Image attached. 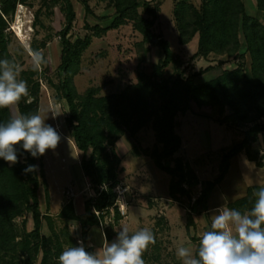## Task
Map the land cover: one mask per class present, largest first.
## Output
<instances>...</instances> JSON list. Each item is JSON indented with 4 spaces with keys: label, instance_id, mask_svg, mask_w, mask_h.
Returning <instances> with one entry per match:
<instances>
[{
    "label": "rangeland",
    "instance_id": "rangeland-1",
    "mask_svg": "<svg viewBox=\"0 0 264 264\" xmlns=\"http://www.w3.org/2000/svg\"><path fill=\"white\" fill-rule=\"evenodd\" d=\"M194 1L196 5L200 4V0ZM173 2L174 0H161L154 25V29L160 31L170 42L177 58L175 62H180L179 66L172 62L165 67L164 77L172 79L180 73L185 77L200 68L213 65L195 77L196 82H203L225 68H234L238 61H242L239 54L244 57V71L246 74L249 72L250 57L244 51V41L235 51L236 55L233 52L220 57L210 53L207 56L191 57L197 47V35L185 44L179 42L173 18ZM245 2L248 11L262 20V11L257 10L254 0ZM21 3L25 7L24 30L30 48L32 45L31 49L42 50L44 53L46 63L42 72L33 71L28 54L29 44L23 43L13 27L14 16ZM61 3L62 0H17V9L5 14L8 50L13 60L22 68L19 79L27 81V101L32 100L34 93L37 95L36 113L44 117L45 123L51 125L61 137L55 150H48L45 155L38 157L40 160L36 175L39 180L37 193L41 212L40 234L51 236L53 246L58 244V239L62 246L61 252L66 247L78 246L80 243L86 251L96 252L102 247L105 238L109 242L116 240L121 227H128L130 233L149 228L156 243L150 244L144 251L145 264H182L176 250L181 246L191 247L195 254L202 233L211 229L212 215L217 209L223 206L230 209L229 204L247 194L248 187L252 190L254 206L257 199L255 193L264 186V131L259 132L249 146L231 158L223 179L205 200L190 211L193 200L204 185L218 175L222 154L243 138L248 126L264 121V112L252 106L247 116L242 117L243 109L240 108L239 112L233 114V106L229 103L200 107L193 100H190L189 107L179 110L175 116L174 130L180 135L182 143L164 162L172 165L175 159L182 160L187 170L184 185L189 188L191 198L182 196L173 199L168 190L172 176L155 164L150 153L154 148H162L155 126V111L161 112L162 98L157 93H150L145 100L142 125L134 133L123 129L115 139H104L107 148L114 149L120 157L117 181L112 186L114 204L104 210V216L99 217L98 224L87 227L85 241L80 221L70 216L71 208L67 205L66 215L61 212L70 200L72 211L85 216L84 201L97 196V190L92 187L81 163L83 155L88 156L91 148L84 153L77 147L73 129L65 120L69 105L61 89V80L65 75L59 69L63 54L59 31L63 19L59 10ZM72 3L75 15L70 39L73 41L77 37L83 38L85 34L91 36L90 43L79 55L78 67L72 76L77 100L90 88H95L97 96L119 92L137 81L138 72L149 73L152 64L162 57L161 46L142 42V34L134 28L132 20L106 31L100 30V35L95 33L97 30L93 25L97 23L105 26L114 14V7L108 0H72ZM138 10L143 12L142 6ZM240 37L242 39L243 36ZM10 107L13 115H20L17 105ZM53 114L60 115L54 117ZM97 115L101 119L104 114L99 110ZM136 115L133 113L131 120H128V115L125 116L129 127H135ZM112 117L114 119L116 115ZM104 132L108 133L105 126ZM107 184L105 182L101 187H106ZM95 213L101 214L98 210ZM23 220L27 230L31 229L33 220L29 210L16 217L19 241L27 238L22 227ZM29 240L30 246H34L36 238L29 236ZM40 257L41 250L38 247L36 253L31 254L33 264H38Z\"/></svg>",
    "mask_w": 264,
    "mask_h": 264
},
{
    "label": "trees",
    "instance_id": "trees-1",
    "mask_svg": "<svg viewBox=\"0 0 264 264\" xmlns=\"http://www.w3.org/2000/svg\"><path fill=\"white\" fill-rule=\"evenodd\" d=\"M108 1L114 7V14L105 26L97 23L93 25L97 35H100V30L106 31L132 20L134 28L142 34V42L161 46L163 54L152 64L149 73L138 72L137 81L128 84L119 92L97 96L95 88H90L77 100L72 76L77 70L79 55L90 43L91 36L85 34L83 38L77 37L72 41L70 35L75 15L72 0H62L59 6L63 15L59 30L63 45L59 69L65 75L61 80V89L69 105V113L65 120L73 129L77 147L84 153L91 148L88 156L83 155L81 163L92 187L97 190L95 198L89 197L84 201L85 216H79L72 211L70 200L63 206L61 212L66 215L64 214L66 208L68 206L71 208L70 216L80 221L82 238L85 241L87 227L98 224L99 217L104 216V210L114 204L112 186L117 181V164L120 157L114 149L107 148L104 139L106 137L108 141H111V138L115 139L123 129L134 133L143 123L142 112L145 111V100L150 93H157L162 98L161 112L155 111V126L162 148L160 150L154 148L150 153L155 164L171 174L168 190L173 199L182 196L191 198L189 188L184 185L187 170L182 160L177 158L172 165L164 162V159L179 149L182 143L180 135L174 130L175 116L179 110L189 107L190 100H193L200 107L206 104L229 103L233 106V114L239 112L240 108L243 109L242 117L247 116L252 106L264 112V0H254L257 10L262 11V20L248 11L245 0H200L199 5H196L194 0H174L172 11L179 42L185 44L197 35V47L191 57L207 56L210 53L220 57L231 55L233 52L236 55L235 51L242 41L245 43V53L249 54L250 67L247 74L243 66L244 57L239 54L242 61H238L234 68H225L218 75L203 82H196L195 77L213 65L200 68L185 77L182 73L172 79L164 77L165 67L175 62L177 58L168 39L154 29L161 0ZM16 2L17 0H0V59L13 60L5 34L7 27L5 14L15 11ZM139 6H142L143 12L138 10ZM175 63L177 66L180 64ZM16 105L20 115L34 114L37 110V95L34 93L30 101L23 97ZM99 110L104 114L101 119L97 115ZM133 113L137 114V120L135 127L132 128L129 127L128 120H131ZM114 115L116 117L111 119ZM126 115L129 116L128 120H125ZM12 116L11 107L0 109V123L9 121ZM104 126L107 127L108 133L104 132ZM261 131H264V121L253 123L247 127L243 138L222 154L218 175L204 185L193 200L190 211L205 200L215 185L223 179L229 169L231 158L249 146ZM16 147L18 163L9 164L0 158V264H33L31 254L36 253L38 247L41 250L38 264H59L61 243L57 239L58 244L53 246L52 237L44 236L39 231L41 212L36 171L27 174L23 171L28 165H37L40 158L33 157L19 145ZM105 182H108L107 186L101 187ZM229 207L241 213L250 211L254 207L251 187H248L247 194L234 200ZM27 210L31 213L33 225L27 230L26 222L23 220L22 227L27 238L19 241L16 217ZM95 210L101 214L97 215ZM29 236L36 238L34 246H30Z\"/></svg>",
    "mask_w": 264,
    "mask_h": 264
},
{
    "label": "clouds",
    "instance_id": "clouds-1",
    "mask_svg": "<svg viewBox=\"0 0 264 264\" xmlns=\"http://www.w3.org/2000/svg\"><path fill=\"white\" fill-rule=\"evenodd\" d=\"M33 71L42 72L46 63L42 50L29 49ZM22 68L15 60L0 59V109L16 105L29 95L27 81L19 79ZM60 114H53L58 116ZM38 112L13 115L0 123V158L18 163L17 145L33 157L55 150L60 134ZM28 165L24 173L34 172ZM257 199L250 211L221 207L212 215L211 229L204 231L196 247L181 246L176 255L182 264H264V186L255 193ZM156 243L151 229L130 233L121 227L116 240L106 238L96 252L86 251L82 243L66 247L58 257L59 264H145L143 253Z\"/></svg>",
    "mask_w": 264,
    "mask_h": 264
},
{
    "label": "bare ground",
    "instance_id": "bare-ground-1",
    "mask_svg": "<svg viewBox=\"0 0 264 264\" xmlns=\"http://www.w3.org/2000/svg\"><path fill=\"white\" fill-rule=\"evenodd\" d=\"M25 17V7L23 4L19 5V8L17 9V13L14 16V20H13V27L15 28V33L16 35L23 41V43H28V37L25 35L26 32L24 30V24L26 25V21L24 19ZM28 21V20H27ZM29 49L30 48V44H29Z\"/></svg>",
    "mask_w": 264,
    "mask_h": 264
},
{
    "label": "crops",
    "instance_id": "crops-1",
    "mask_svg": "<svg viewBox=\"0 0 264 264\" xmlns=\"http://www.w3.org/2000/svg\"><path fill=\"white\" fill-rule=\"evenodd\" d=\"M19 3H20V2H19ZM21 4H23V3H21ZM16 9H17V7H16ZM16 9H15V10H16Z\"/></svg>",
    "mask_w": 264,
    "mask_h": 264
},
{
    "label": "built area",
    "instance_id": "built-area-1",
    "mask_svg": "<svg viewBox=\"0 0 264 264\" xmlns=\"http://www.w3.org/2000/svg\"><path fill=\"white\" fill-rule=\"evenodd\" d=\"M20 4V3H19Z\"/></svg>",
    "mask_w": 264,
    "mask_h": 264
}]
</instances>
